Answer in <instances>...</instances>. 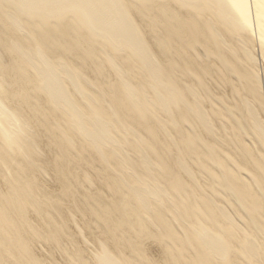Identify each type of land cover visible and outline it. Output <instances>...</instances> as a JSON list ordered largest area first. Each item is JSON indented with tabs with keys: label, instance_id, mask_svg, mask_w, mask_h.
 <instances>
[{
	"label": "bare ground",
	"instance_id": "bare-ground-1",
	"mask_svg": "<svg viewBox=\"0 0 264 264\" xmlns=\"http://www.w3.org/2000/svg\"><path fill=\"white\" fill-rule=\"evenodd\" d=\"M0 264H264V0H0Z\"/></svg>",
	"mask_w": 264,
	"mask_h": 264
}]
</instances>
